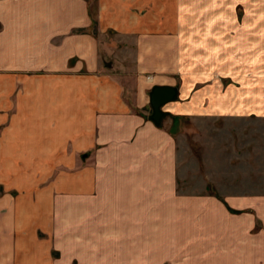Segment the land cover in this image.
Here are the masks:
<instances>
[{
  "label": "crops",
  "instance_id": "obj_1",
  "mask_svg": "<svg viewBox=\"0 0 264 264\" xmlns=\"http://www.w3.org/2000/svg\"><path fill=\"white\" fill-rule=\"evenodd\" d=\"M143 1L0 0V264H264L253 201L178 193L179 135L150 118L156 85L180 86L165 112L235 106L211 75L241 48Z\"/></svg>",
  "mask_w": 264,
  "mask_h": 264
},
{
  "label": "rangeland",
  "instance_id": "obj_2",
  "mask_svg": "<svg viewBox=\"0 0 264 264\" xmlns=\"http://www.w3.org/2000/svg\"><path fill=\"white\" fill-rule=\"evenodd\" d=\"M122 1L130 4L132 21L137 20L144 1ZM91 2L95 18L98 0ZM154 14L158 21H171L173 30L183 21L182 29L189 30L194 40L211 42L209 37L214 31H220L219 36H227L225 40L230 42L236 39L238 49L241 48L234 53L237 58H222L221 65L213 62L219 59H207L211 67L218 65L215 69L219 72L211 75L215 84L224 87L231 84L235 90L232 98L235 106L217 109L206 105L188 116L166 112L161 122L169 118L173 134L179 135L180 177L186 173L183 169H188V183L180 178L178 193L204 191L220 199L236 214L245 209L231 208L225 198L247 196L253 201L246 209L255 215L253 232L264 233V0H156ZM234 23L237 26H232ZM96 27L97 21L93 29L97 33ZM176 87L179 90V84ZM46 157L30 155V167L37 166L38 160ZM44 173L30 169L25 176L35 184ZM17 194L18 190L12 191L14 199ZM2 209L5 210V204Z\"/></svg>",
  "mask_w": 264,
  "mask_h": 264
},
{
  "label": "water",
  "instance_id": "obj_3",
  "mask_svg": "<svg viewBox=\"0 0 264 264\" xmlns=\"http://www.w3.org/2000/svg\"><path fill=\"white\" fill-rule=\"evenodd\" d=\"M178 87L173 85H156L153 87L150 98L153 112L150 116L157 124L161 123L165 115L163 107L165 104L172 102L178 98Z\"/></svg>",
  "mask_w": 264,
  "mask_h": 264
}]
</instances>
